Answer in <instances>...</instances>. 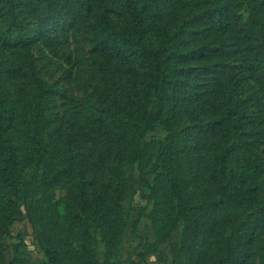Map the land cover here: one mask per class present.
<instances>
[{
  "label": "trees",
  "instance_id": "1",
  "mask_svg": "<svg viewBox=\"0 0 264 264\" xmlns=\"http://www.w3.org/2000/svg\"><path fill=\"white\" fill-rule=\"evenodd\" d=\"M31 14L85 25L88 94L41 75ZM244 81L264 111V0H0V264L25 217L44 259L16 244L9 264H119L127 161L150 168L155 243L182 228L172 264H195L204 229L205 264H247L260 232L264 264V141ZM55 99L83 124L64 131Z\"/></svg>",
  "mask_w": 264,
  "mask_h": 264
},
{
  "label": "rangeland",
  "instance_id": "2",
  "mask_svg": "<svg viewBox=\"0 0 264 264\" xmlns=\"http://www.w3.org/2000/svg\"><path fill=\"white\" fill-rule=\"evenodd\" d=\"M32 49L41 75L51 82L58 84L70 94L85 95L92 90V71L90 64L89 46L86 42L87 29L84 24L76 25L66 21L65 18L46 19L43 16L31 14L29 18ZM79 21V20H78ZM244 90V111L248 119L253 121L251 127L252 139L255 143L264 141V111L254 92L249 88L250 83H242ZM56 111L59 116V125L64 131L83 124L82 116L66 100L55 99ZM262 131V134L259 133ZM165 131L160 129L149 134L162 137ZM78 153L86 152L90 144L85 147L70 145ZM264 156V142L256 148ZM127 176V189L123 204L126 212V231L117 252L116 259L119 264H126L129 258L139 264H172L181 241L182 228L179 227L173 237L163 243H155V235L151 219L148 214L151 206L148 204V191L143 185L142 176L150 168L145 163L133 165L127 161L125 164ZM13 236L6 239V262L10 263L14 256L16 244L20 251L33 259H44L38 242L34 235V228L25 217L16 222L13 227ZM231 231H228L230 236ZM206 240L205 229L202 232L198 245L195 264H205V256L201 245ZM263 241L262 232L259 233L255 244V256L247 264H261L260 248ZM99 259L104 260V246L98 243Z\"/></svg>",
  "mask_w": 264,
  "mask_h": 264
}]
</instances>
